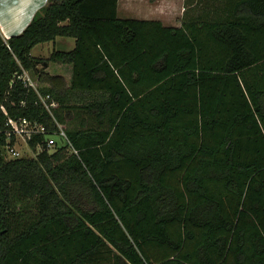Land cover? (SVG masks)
<instances>
[{
  "label": "trees",
  "instance_id": "obj_1",
  "mask_svg": "<svg viewBox=\"0 0 264 264\" xmlns=\"http://www.w3.org/2000/svg\"><path fill=\"white\" fill-rule=\"evenodd\" d=\"M117 3L47 0L0 34V264H264V0L179 26ZM59 36L67 86L30 55ZM7 117L44 126L35 156L5 157Z\"/></svg>",
  "mask_w": 264,
  "mask_h": 264
},
{
  "label": "rangeland",
  "instance_id": "obj_2",
  "mask_svg": "<svg viewBox=\"0 0 264 264\" xmlns=\"http://www.w3.org/2000/svg\"><path fill=\"white\" fill-rule=\"evenodd\" d=\"M120 0L119 3V17H147V18H155L160 20L163 24H178L181 23V14L184 12L183 10L186 9L185 15L195 16V14H201L206 12V10H202V7L208 5L207 16L214 18L218 16H222L223 13L220 11V7L223 8V5L226 0ZM193 5H192V4ZM202 10V11H201ZM1 28V27H0ZM1 31V30H0ZM1 34V32H0ZM73 38L71 37H63L59 36L56 37L53 41H47L43 43H39L35 45L31 51L30 55L41 62L37 63V68L42 70L49 75H57L62 76L65 81V86L68 83V65L67 64H58L53 61L44 62L49 58L51 52L53 50H68L71 49L74 45L72 43ZM30 78L33 82L37 84L39 87H49L50 84L47 82H38L34 78L33 71L28 72ZM59 73V74H55ZM37 77L38 74L36 73ZM48 138L56 140L58 142V137L54 134L48 136ZM58 144H60L58 142ZM16 150L20 152L21 156H35L40 150V147L36 146V149L29 150L28 146L21 138L17 139ZM53 151V148H49Z\"/></svg>",
  "mask_w": 264,
  "mask_h": 264
},
{
  "label": "built area",
  "instance_id": "obj_3",
  "mask_svg": "<svg viewBox=\"0 0 264 264\" xmlns=\"http://www.w3.org/2000/svg\"><path fill=\"white\" fill-rule=\"evenodd\" d=\"M20 68H21V70L19 72H16L14 74V76L18 80L22 81L24 86L33 89L37 93V97H38V101H39L40 105L43 108H45L48 112H51V109L54 108L55 106H57L56 100H54L49 93H46V94L41 93L39 91L40 87L38 88L36 82L34 83L33 80L30 78L29 73H28L29 70H26L23 67H20ZM34 78L38 82V77L36 74H34ZM11 83H12V81H10V84ZM2 109L6 113L5 108L2 107ZM45 132L46 131H45L44 126L41 125L36 120L32 121L26 117H22V118H18V119H15L12 117H7V120L5 122V129H4V133H5V137H6V143L3 147L5 157L7 159H9V158H14V157L20 156V152L16 150V145H15L17 143L18 138H21L22 140H24V142L28 146V140L30 138H32L34 135H36L38 133H45ZM53 134L58 137V142L60 144H62V145L69 144V140H68L65 132L59 127V125H58V130ZM49 135H51V134H49ZM49 135L46 134L45 138H46L48 146L53 147V146H55V144H57V141L48 138ZM11 138L14 139V142L12 144L10 142ZM37 147H39V146H37ZM28 149L32 150V152H33V149H31L29 146H28Z\"/></svg>",
  "mask_w": 264,
  "mask_h": 264
},
{
  "label": "crops",
  "instance_id": "obj_4",
  "mask_svg": "<svg viewBox=\"0 0 264 264\" xmlns=\"http://www.w3.org/2000/svg\"><path fill=\"white\" fill-rule=\"evenodd\" d=\"M46 0H0V32L1 35L5 34L7 36L19 33L21 30L27 25L30 21L31 17L34 13L42 7ZM134 0L131 1V3ZM119 3H117V15L119 16ZM184 5V0H183ZM184 11V10H183ZM183 12L180 17H182ZM138 19H155V18H147V17H135ZM158 20V19H156ZM170 26H177L178 24H166ZM74 45V39L72 41ZM63 65V64H62ZM68 65V83L71 76V68L70 64ZM59 74V73H55Z\"/></svg>",
  "mask_w": 264,
  "mask_h": 264
},
{
  "label": "clouds",
  "instance_id": "obj_5",
  "mask_svg": "<svg viewBox=\"0 0 264 264\" xmlns=\"http://www.w3.org/2000/svg\"><path fill=\"white\" fill-rule=\"evenodd\" d=\"M46 1H47V0H46ZM46 1H45V3H46ZM45 3H44V4H45ZM44 4H43V5H44ZM43 5H42V6H43ZM40 8H41V7H40ZM40 8H39V9H40ZM39 9H38V10H39ZM38 10H37V11H38ZM34 14H35V13H34ZM32 17H33V16H32ZM32 17H31V19H32ZM31 19H30V20H31ZM29 22H30V21H29ZM29 22H28V23H29ZM28 23H27V24H28ZM24 28H25V27H24ZM24 28H23V29H24ZM23 29H22V30H23ZM1 30H2V28H1ZM22 30H21V31H22ZM19 33H21V32H19ZM19 33H15V34H19ZM15 34H12V35H15ZM10 36H11V35L7 36V35H5V34H2V37H3L4 39H8Z\"/></svg>",
  "mask_w": 264,
  "mask_h": 264
}]
</instances>
